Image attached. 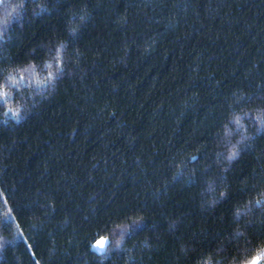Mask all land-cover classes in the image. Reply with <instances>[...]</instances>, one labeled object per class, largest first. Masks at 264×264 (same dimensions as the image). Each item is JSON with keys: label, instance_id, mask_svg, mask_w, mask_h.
<instances>
[{"label": "trees", "instance_id": "1", "mask_svg": "<svg viewBox=\"0 0 264 264\" xmlns=\"http://www.w3.org/2000/svg\"><path fill=\"white\" fill-rule=\"evenodd\" d=\"M5 18L0 264L264 258V0H4Z\"/></svg>", "mask_w": 264, "mask_h": 264}, {"label": "snow or ice", "instance_id": "2", "mask_svg": "<svg viewBox=\"0 0 264 264\" xmlns=\"http://www.w3.org/2000/svg\"><path fill=\"white\" fill-rule=\"evenodd\" d=\"M3 4H4V0H0V5H3ZM23 6H24L23 4L20 5V7H23ZM83 7H84V8H87V5L85 4V5H83ZM72 15L75 16L76 13L73 12ZM81 22L83 23V20H82V19H81ZM8 24H9V20H8L7 18H5L4 21H3V25H0V33H5L6 26H7ZM74 31H75V29H70V34H71V32H74ZM68 46H70V44H69V45H65V47H68ZM35 51H36V50L33 49V52H35ZM60 62H61V64L64 63V61H60ZM49 75H51V73H50ZM233 154H235V149H233ZM193 159H195V157H193ZM226 197H227V196H225V198H226ZM255 202H256L257 205H262V198H257ZM262 206H264V205H262ZM141 221H143V217H141ZM2 227H3V226L0 225V229H2ZM138 227H140V224H137L135 227H133V228L131 229V231H135ZM250 227H252V226H250ZM107 243H108V238H103V239L97 241L96 246H97V247H100V248H104V247L107 245ZM7 245H8V241H7V240H0V252L5 251L6 248H7ZM30 247H31V245H29V248H30ZM261 259H264V258L257 257V258L252 262V264H260Z\"/></svg>", "mask_w": 264, "mask_h": 264}, {"label": "rangeland", "instance_id": "3", "mask_svg": "<svg viewBox=\"0 0 264 264\" xmlns=\"http://www.w3.org/2000/svg\"><path fill=\"white\" fill-rule=\"evenodd\" d=\"M103 238H106V237H100V238H98V239L93 243L92 247H93V249H94L95 251H97V252H103V251L106 249V246H105L104 248H100V247H97V246H96L97 241H99V240H101V239H103ZM251 264H252V263H251ZM260 264H263V263H262V259H261V261H260Z\"/></svg>", "mask_w": 264, "mask_h": 264}, {"label": "clouds", "instance_id": "4", "mask_svg": "<svg viewBox=\"0 0 264 264\" xmlns=\"http://www.w3.org/2000/svg\"><path fill=\"white\" fill-rule=\"evenodd\" d=\"M254 261V260H253Z\"/></svg>", "mask_w": 264, "mask_h": 264}]
</instances>
